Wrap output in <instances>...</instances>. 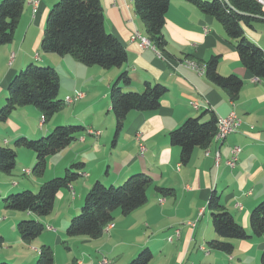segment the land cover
<instances>
[{
  "label": "crops",
  "instance_id": "obj_1",
  "mask_svg": "<svg viewBox=\"0 0 264 264\" xmlns=\"http://www.w3.org/2000/svg\"><path fill=\"white\" fill-rule=\"evenodd\" d=\"M57 1L39 0L35 12L25 1L12 41L0 46L2 67L8 64V61L10 63L0 74V107L5 102L10 79L27 64L36 60L45 64L52 61V67L60 80V89L70 93L66 96L81 91L84 96L68 104L70 107L68 114L64 115L65 118L61 117L52 123L51 117L43 126L39 124L41 113L37 108L40 113L37 119L25 116L17 108L13 111L15 114H11L7 120L9 126H12L11 130L1 128L0 122V142L4 138L8 146L19 136L36 138L45 135L53 126L62 124L63 121L84 126L79 138L68 145L75 151V160L54 165V169H51L53 175L49 177L63 174L65 168L73 162L84 163L83 175L80 176L82 179L79 177L68 189L58 194V204L66 201L69 206L66 224L70 217L79 212L85 194L91 184L98 179L105 185H118L128 176L141 172L148 174L153 182L159 183V186L173 190V193L160 200L157 199L159 195L153 193L154 205L147 208L152 221L160 224L165 221L167 228L159 229L155 234L134 242L132 246L120 245L114 250L111 248L112 250L108 251L110 264L127 263L145 246L153 253V264L165 246L174 243L177 248L175 261L167 262L168 264H176L177 260L180 261L177 264H228L227 262L249 264L247 262L249 259L254 264H264V234L260 237L251 236L247 239L234 240V249L230 254L211 250L207 246L208 240L216 237L206 207L213 190L220 194L228 211L249 233L251 209L264 199V79L256 78L243 67L235 49L237 40L227 36L222 24L215 17L205 14L191 2L169 0L162 29L165 46L158 48L151 43L154 48L141 47L140 39L134 37L135 33L146 39L148 36L135 11L134 0H100L106 31L113 34L127 51V61L122 66L111 69H103L98 65L86 66L69 54H41L35 58L34 55L40 48L47 13ZM244 31L251 41L264 50L263 19L253 21L252 27L244 26ZM213 55L218 56L220 74L225 76L236 74L242 78L243 84L237 100H231L223 89L206 77L205 73H198L180 64L184 60L205 64ZM122 71H125L131 80L129 86L121 85L124 91H142L146 82L151 85L160 83L168 90L157 110L130 111L126 116L123 130L115 137V119L110 108L109 94L112 83ZM63 73L64 84L60 78ZM231 111L241 118L240 129L227 135L223 140L215 137L206 148L194 149L190 161L182 164L179 160V148L171 145L169 141L170 131L190 116L202 115V120H207L212 114L220 118ZM16 115H20L21 119L16 121L14 118ZM90 130L99 133L94 134ZM137 132L142 134L145 145L143 154H140L135 140ZM121 133L126 135L123 137L127 142L126 152L122 154L111 152L114 158L112 161L107 158L105 147L107 138H111L112 145L124 150L125 145L120 146L116 143L119 138L121 139ZM104 134L105 143L98 145L102 149L95 151L96 157L83 158V150L86 149L87 152L94 150L92 140L100 139ZM85 143L88 146L76 148L79 144ZM233 146H240L241 151L236 165L230 167L226 160ZM216 153L219 154L218 165L215 164ZM16 155L18 161L15 169L21 171V174L24 173V169L29 170L25 172L26 175L32 173L35 154L30 150L26 161ZM16 172L7 174L8 177L15 176L16 180L12 178L0 180L1 206V198L10 192L36 190L43 182L26 181L21 174H15ZM77 183L79 184L75 187L74 184ZM158 185L154 184V188ZM117 210L119 209L113 212L114 219L119 215L120 210L118 212ZM125 216L127 219L132 217L131 214ZM0 218V243L5 240L1 223L4 220H6L4 223L14 222V226L22 218L38 219L44 223V216L39 217L29 212L15 211ZM191 221H194V225L188 223ZM45 225L47 230L52 232V225L49 223ZM115 229L116 226L110 228L108 231L110 235ZM164 232L167 233L161 235ZM167 236L172 237L170 244L169 240L165 239ZM129 248V253H126L124 250ZM13 256L19 257L16 253ZM93 257L90 253L85 259L72 256L68 264H84L86 260L92 261ZM5 260L9 259L1 253L0 262Z\"/></svg>",
  "mask_w": 264,
  "mask_h": 264
},
{
  "label": "trees",
  "instance_id": "obj_2",
  "mask_svg": "<svg viewBox=\"0 0 264 264\" xmlns=\"http://www.w3.org/2000/svg\"><path fill=\"white\" fill-rule=\"evenodd\" d=\"M187 1L222 24L227 36L237 40L235 49L243 67L256 78L264 79V50L251 41L244 31V26L252 27L253 21L262 20L254 17L255 15L264 16L258 2L228 0L233 7L231 8L223 0ZM24 3L25 0L0 1V46L12 41ZM134 6L149 41L158 48H163L166 42L162 29L169 0H134ZM40 48L48 53L69 54L86 66L98 65L103 69L120 67L127 61L125 47L104 27L100 0H58L47 13ZM218 63V56H211L205 63L204 73L235 101L243 80L236 74H220ZM130 82L128 74L122 71L110 87L109 99L115 119V137L123 130L130 111L157 110L168 90L160 83L151 85L146 82L142 91H124L121 85L129 86ZM59 89L60 80L51 65L38 66L34 62L27 64L8 82L7 96L0 107V122L7 121L19 107L34 106L40 111L45 123L65 105L62 99L57 98ZM55 126L47 134L36 138L17 137L14 140L15 148L0 146V173L9 174L15 169V149L22 146L35 154L31 172L36 177L43 176L48 157L66 148L78 139L84 130L81 124ZM217 129L218 117L212 114L207 120H202V115L187 117L171 130L169 141L171 145L179 148L180 162L187 164L194 149L206 148L216 137ZM83 169V162H73L65 168L63 176H54L43 181L37 192L31 189L10 192L2 198V206L16 212L33 213L39 217L49 215L56 205L58 194L68 189L83 175ZM23 171L25 172V169ZM151 181L152 178L148 174L141 172L128 176L119 185H105L101 180H95L85 194L79 212L71 217L66 234L98 237L104 227L113 222V212L116 209H119L121 214L128 215L147 201V188ZM155 188L166 189L161 186ZM206 207L216 234V237L207 242L211 250L230 254L234 249V240L260 237L264 234V199L251 209L250 233L228 211L216 190L211 192ZM16 228L22 241L30 242L44 231L45 224L38 219L22 218L17 222ZM152 259L151 249L145 246L125 264H152ZM53 261L51 247L41 245L36 264H53ZM0 264L8 263L1 261Z\"/></svg>",
  "mask_w": 264,
  "mask_h": 264
},
{
  "label": "rangeland",
  "instance_id": "obj_3",
  "mask_svg": "<svg viewBox=\"0 0 264 264\" xmlns=\"http://www.w3.org/2000/svg\"><path fill=\"white\" fill-rule=\"evenodd\" d=\"M147 40L149 39L147 38ZM37 54L41 55V54H50V53L45 52L41 48H39ZM7 63L8 64H5V66L2 67V64L0 62V74L2 73V71L5 70L6 65L8 66L10 64L9 61ZM34 63L38 66H41V65H51L52 66V61L49 62L50 64H45L40 60H36ZM64 76H65L64 73L60 75V78L62 79V84L65 83ZM69 94L70 93H68L66 90L60 89L58 92L57 98L64 100L65 98L68 97L66 95H69ZM75 94H73L72 96H74ZM68 107L70 106L68 104H65L63 108L53 116L52 123L56 121V119L64 117V115L68 114L67 113ZM18 110H20V112L24 114L25 116L30 117L32 119L33 118L37 119L40 114L39 111L34 106L19 107ZM13 114L15 113L13 112L12 115ZM103 114L104 115L106 114L105 109H104ZM14 118L16 121L21 119L20 115H16V117ZM59 125H73V124L64 123L63 121L62 124H57L56 126H59ZM11 127L12 126H9V123L7 121H3L1 123V128H3L4 130L9 131L11 130ZM124 136L126 135L121 133V136H120L121 139L119 138L116 141V143L120 146L125 145L123 146L124 150H122V148L118 146L112 145L113 142H110L111 138L110 137L107 138V142L105 146L106 151L108 153L107 158L113 161L114 158L113 156H111V152L116 153V154L117 153L122 154L126 152L127 142H125L126 140L124 141L123 139ZM105 137H106V134H104L100 139H93L92 146H94L93 148L94 150H92L91 152H87L86 149L83 150L82 152L83 158L94 159L96 157L95 151H99L98 149H102L101 146H98V145L105 143L104 142ZM86 145H87L86 143L83 145L79 144L78 147L76 148L78 149ZM0 146L15 148L14 141H12V143H10L7 146L5 144L4 138L1 139ZM15 150L18 154V157L21 160L26 161L28 159V152L30 151L29 149L19 146V147H16ZM103 152L104 151H102V153ZM75 158H76L75 151H73L72 148L67 146L65 149L55 154H52L48 157L47 167L45 169V172L43 173V176L41 177H36L33 173H28L26 175L24 171L23 172L25 173V175H23L24 173L21 174V171H19L17 168L14 169L12 173L18 171L15 174L17 175L21 174L20 176H23L22 178L24 180L29 181V182H32V181L40 182V181L49 179V177L53 175L52 173L53 171H51V169L52 170L54 169V165H57V164L62 165L64 161H68L71 159L75 160ZM17 161H18V158L16 155V162ZM99 164H100V160H99ZM7 174L8 173H0V180L1 179H11V178L13 180H16L15 176L8 177ZM63 175L64 173L60 174L59 176H63ZM80 179L82 178L80 177ZM152 182L153 180L151 181V183ZM78 184L79 183L74 184V186L77 187ZM154 184L158 185L159 183L157 181L153 182L152 187H150L149 190L147 188V191H148L147 201L143 205H141L140 207H138L137 209H135L134 211L130 213L132 216L131 219H127V217L125 215H122L120 212H119V215L115 216V219H113V222L111 223H112V226H116V229L113 231L111 235H110V232H108L110 229L106 230L107 228L106 226L102 234L95 238H91L87 236H68L65 231L71 219L70 217L68 223L66 224V214H67L69 206H67L68 203L66 201H63L61 204H58V199L56 201V205L53 208V211L49 215L44 216L43 218L45 224L49 223L50 225H52L53 227L52 232L48 231L45 225L44 231L37 238H35L34 240L30 242H24L22 241L20 237H18L17 239V236L19 235L17 233L16 226H14L13 224L14 222L4 223L6 221L4 220L1 223H3L2 227L4 231L5 240H3L0 243V254L2 253V255L8 257L9 260L8 261L5 260L6 263L8 264H36V261L38 259V250L41 247V245L46 244L50 246L53 251V259H54L53 264H68L72 256H76L78 259H85V257H87V254L89 253L92 254L94 257L91 258L92 261L86 260L84 264H99L100 262H103V261H107L110 264L111 259L109 258L110 257L109 252L112 250L111 248H113L114 250V249L119 248L118 246L120 245L132 246L134 242L139 241L143 239L144 237H148L151 234H155L156 232L159 231V229L167 228V224L165 221L162 222L161 224L160 222H157V221L153 222L151 219V213L147 212V208L149 206L154 205V199L152 196L153 193H157L159 195L157 199L160 200L162 197L170 195V193H173V190L172 189L167 190L166 187H165L166 189L158 190L154 188ZM37 191L38 190L36 189L34 192H37ZM0 210H2V213H0V217L7 216V215H10V213L15 212V211L2 207L1 205H0ZM118 211L119 210H117V212ZM191 222H194V221H191ZM166 233L167 232H164L161 235H165ZM171 238H172L171 236H167V238H165L167 241L169 240L168 241L169 244L171 243L170 242ZM165 247L166 248L162 251V254L154 260L153 264H168L167 262H170L172 260L175 261V252H177L176 243H174L173 245L167 244ZM129 250L130 248L125 249L124 251L126 253L127 252L129 253ZM15 253L16 255H19V257H23V258L14 257L13 254ZM29 258H31V260H29ZM179 262L180 261L177 260L176 264ZM247 262L249 264H254V262L252 263L250 259ZM227 263L230 264V262H227Z\"/></svg>",
  "mask_w": 264,
  "mask_h": 264
},
{
  "label": "built area",
  "instance_id": "obj_4",
  "mask_svg": "<svg viewBox=\"0 0 264 264\" xmlns=\"http://www.w3.org/2000/svg\"><path fill=\"white\" fill-rule=\"evenodd\" d=\"M32 8V11L35 12V10L38 7V1L39 0H25ZM258 2V4L260 5L262 11H264V0H256ZM134 37L139 38L140 39V46L141 47H149L151 46L152 48H154L153 45L150 44L149 40H147L144 37H141L137 32L135 33ZM38 54L36 53L34 55L35 58H38ZM183 67H186L188 69L194 70L198 73H204L205 72V64H200L195 62L194 60H184L180 63ZM84 96L83 92H77L74 96H68L67 98H65L63 100L64 104H70L80 98H82ZM193 105L196 107L195 103H193ZM44 123V118L41 117L40 118V126H43ZM242 125V121L239 120V116L238 115H233L232 111L227 114L226 116H223V130H222V137L221 140H223L224 138H226L227 135L237 132L240 127ZM91 133L97 134L98 132L96 131H91ZM135 140L137 142L138 148H139V152L140 154H143V152L145 151V145L143 143L142 140V134L140 132H137L135 134ZM241 151L240 146H233L230 150V155L229 158L226 160V164L230 167H234L237 163L238 160V155ZM219 162V154L216 153L215 156V164L218 165ZM25 172H29V170H25ZM1 220V218H0ZM190 225H194L193 222H188ZM107 229H110L112 227V223H108L107 225ZM105 226V227H106ZM104 227V230H105ZM176 234H178V230H176ZM108 263L107 261H103L100 262L99 264H106Z\"/></svg>",
  "mask_w": 264,
  "mask_h": 264
},
{
  "label": "bare ground",
  "instance_id": "obj_5",
  "mask_svg": "<svg viewBox=\"0 0 264 264\" xmlns=\"http://www.w3.org/2000/svg\"><path fill=\"white\" fill-rule=\"evenodd\" d=\"M233 115H237L234 111H232ZM239 120H241V118L239 117ZM222 130H223V117L218 118V129H217V133H216V137L221 139L222 137Z\"/></svg>",
  "mask_w": 264,
  "mask_h": 264
},
{
  "label": "water",
  "instance_id": "obj_6",
  "mask_svg": "<svg viewBox=\"0 0 264 264\" xmlns=\"http://www.w3.org/2000/svg\"><path fill=\"white\" fill-rule=\"evenodd\" d=\"M223 2H224L227 6L233 8L232 6H230V3L228 2V0H223ZM240 13H241V12H240ZM242 14H246V13H242ZM254 17L262 18V19L264 20V16H258V15H255Z\"/></svg>",
  "mask_w": 264,
  "mask_h": 264
}]
</instances>
